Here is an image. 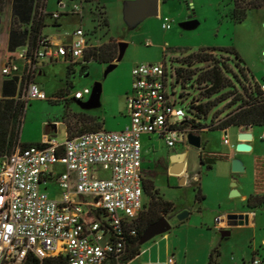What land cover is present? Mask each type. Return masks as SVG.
Masks as SVG:
<instances>
[{
  "label": "rangeland",
  "instance_id": "374dc122",
  "mask_svg": "<svg viewBox=\"0 0 264 264\" xmlns=\"http://www.w3.org/2000/svg\"><path fill=\"white\" fill-rule=\"evenodd\" d=\"M107 3L109 27L99 23L101 12L105 11L101 4L93 5L94 19L90 15L86 18L84 28L91 33V39H97L98 44H104L111 38L120 42L128 43L124 57L116 68L109 74H105L107 64L91 61L87 72H82V64L76 65V72L68 77V71L64 63L47 65L45 67L42 83L48 95L58 89L60 85L65 86L67 80L71 78L74 83L72 92L85 87L93 89L97 82L103 85L101 96V106L93 109H84L79 102L72 97L68 101L53 103L49 99H32L25 111L22 123V140L40 141L48 133L51 139L64 142L67 139V125H60L57 129L53 125L55 120L66 121L80 133L90 130L87 120L92 114L106 115L109 111V124L117 123L114 113H127V97L123 90L130 81L132 82V70L135 64L143 62H166L167 67L172 68L189 67L181 61L184 57L199 51L201 48H220L234 46L240 53L242 61L237 65L238 59L232 53L218 52L222 60L229 61V76L236 86L242 90L243 84L248 86L249 81H258L264 85V7L249 10L247 18L236 23L232 19L236 0H163L162 7L159 4L151 8L156 16L146 15L142 7L144 0H103ZM137 3V7L131 4ZM50 7L52 10L61 9L57 0H52ZM162 8V11H161ZM161 11V16H160ZM106 12V11H105ZM73 14V13H72ZM64 17L62 28L50 26L48 33H54L59 37L69 38L70 32L78 23L77 15ZM192 19L198 24L192 28H185L182 23ZM170 18L172 27L165 29L164 18ZM101 20V19H100ZM64 39V38H63ZM99 39V40H98ZM94 44V43H92ZM222 54V55H221ZM115 62V61H114ZM212 65L205 62L202 65L197 63L194 67L207 69ZM245 68V73L242 71ZM247 78L245 77L246 75ZM178 94L184 93L186 101L181 106L186 110L187 103L191 100L199 103L200 100H207L205 84L195 83V79L189 80L186 85L176 83ZM228 89V88H227ZM225 89V91L227 90ZM219 94L212 96L215 99ZM90 99L87 96L85 101ZM229 100L222 101L217 105L208 118L203 122L210 124L213 113L221 112L224 116L232 107ZM218 120V119H217ZM209 127L195 129L196 135L202 137L201 147H195L189 141L179 142L176 151H188L189 160L196 171H202L201 181L204 193L207 194L203 200L196 198L195 185L182 186L175 182L172 177L169 161L159 159L153 161L154 157H168L171 152L166 141L158 136H153L148 140V136L143 138L147 149H154L152 157L147 159L148 166L144 172L145 176L153 178L155 186L161 188L160 193L165 199L172 200L175 207L168 213L161 212L160 218L165 216L172 224V228L165 234L157 235L150 241L142 245V250L152 246L146 254H141L133 264H143L144 259L151 260V264H167L168 258L174 253L178 264H207L211 251L218 247L221 251V264H252L253 258L261 259L264 262V210H256L257 226H234L221 229L217 225L218 213L222 209L220 206L221 188L225 184L222 175L208 172L201 166V153H206L207 149L223 150L227 148L224 143L226 132L223 130H208ZM239 128L232 126L229 130V137L236 143V136ZM77 133V134H78ZM264 127L253 129L254 142L257 144L255 151H249L243 158L244 165L253 168L257 157L264 158ZM209 143L206 145V141ZM105 173V172H104ZM106 174V173H105ZM185 174V173H184ZM190 183L194 182L191 175H188ZM253 180V177H251ZM231 184V182H230ZM58 184L51 183L47 190L50 196H57ZM231 194V191L229 195ZM150 198L145 197L146 204ZM185 210L192 211V214L184 220L178 218L179 214ZM217 217V218H216ZM223 231H230L229 235ZM142 252V251H141ZM137 258V257H136ZM147 264V263H145Z\"/></svg>",
  "mask_w": 264,
  "mask_h": 264
},
{
  "label": "built area",
  "instance_id": "2783aa9c",
  "mask_svg": "<svg viewBox=\"0 0 264 264\" xmlns=\"http://www.w3.org/2000/svg\"><path fill=\"white\" fill-rule=\"evenodd\" d=\"M67 1L72 3L71 13L83 12L82 1ZM62 15L54 10L52 20ZM164 19L163 27L170 29L171 19ZM71 36V42L61 45L48 35L42 37L38 62L30 59L32 69L40 61L60 57L75 65L88 64L85 51L98 42H92L83 27ZM18 69L12 62L2 74ZM176 83L177 71H170L166 62L137 63L127 94L131 123L125 129L101 128L69 136L64 143L49 139L45 146L0 154V264H21L28 253L40 259L65 255L69 264H132L135 258L126 259L127 238L138 234L135 222L146 203L143 138L158 136L174 148L194 133L186 125L190 117L181 106L186 98L178 94ZM92 90L86 87L73 97L83 100ZM22 98L30 102L47 96L31 81ZM224 142L231 144L228 133ZM57 164L64 171L58 172L60 197L54 198L42 185L56 174ZM166 263L175 264L174 256ZM252 264L264 262L253 258Z\"/></svg>",
  "mask_w": 264,
  "mask_h": 264
},
{
  "label": "trees",
  "instance_id": "16d2710c",
  "mask_svg": "<svg viewBox=\"0 0 264 264\" xmlns=\"http://www.w3.org/2000/svg\"><path fill=\"white\" fill-rule=\"evenodd\" d=\"M11 0H0V17L5 10L7 4ZM49 0H37L32 24L29 28V48L27 57L32 59L34 63H37L36 52L42 48L41 39L45 36L44 28L48 25L47 20H52V11L48 10ZM264 7V0H236L235 8L232 13V19L236 23L243 22L248 12L254 8ZM104 9V8H103ZM105 10V9H104ZM101 19V20H100ZM99 23L109 27L110 22L105 11L101 12V18ZM53 21V20H52ZM58 21H53V25L57 26ZM18 30V23L15 22L14 31ZM90 34V32L88 31ZM218 52L232 53L238 59L237 65H241L242 57L236 47H220V48H201L199 51L194 52L183 59L182 62L189 65V67H179L177 71V82L186 85L189 80L195 79V83L199 85L205 84L206 86V98L207 100H200L199 103H195L192 100L187 103V115L190 120L186 123L195 132L197 129L209 127V130H226L232 126L236 127H255L264 126V90L262 85L254 80L249 81L246 86L239 79L243 85L240 90L232 78L229 76V61L222 60L221 56H218ZM119 55V42L114 38H111L108 42L98 45L90 46L85 51V59L88 62L96 61L99 63H112ZM222 55V54H221ZM205 62H211L212 65L207 69H200L194 67L195 64L201 65ZM73 64L68 67V75L73 74ZM89 69V65L82 66V72L85 73ZM245 73V68H242ZM230 71V72H229ZM30 73L24 77V87L31 81H34V75ZM246 75V74H245ZM248 75L245 77L247 78ZM228 88V89H227ZM225 89H227L225 91ZM66 90L62 89L60 93L65 95ZM219 94L215 99L212 96ZM23 92L19 98H3L0 99V154L5 152H14L17 148H25L28 146H45V143H24L21 141L22 123L25 116V111L29 102L22 98ZM185 97L184 93H182ZM74 98V97H73ZM186 98V97H185ZM229 105L232 109L226 112L224 116L221 112L215 111L213 113L212 121L210 124L204 123L203 119L208 118L212 110L219 105L222 101L229 100ZM66 101L69 99L65 98ZM218 119V120H217ZM87 122L96 123L97 129H90L86 131H94L101 129V122L95 116H88ZM69 136H72V127L68 124ZM82 132V133H83ZM81 134V133H80ZM209 156V157H208ZM229 157L227 154L222 153H202L201 161L208 163L209 167L218 160H227ZM255 192L250 195L247 200V206L250 210H256L264 207V158L257 157L255 161ZM145 194L150 198L149 203H145L144 210L140 217L135 222V226L138 230V234L135 236H129L127 238V255L126 259H134L141 254L142 245L140 244L141 237L148 226L160 219V213L170 212L175 203L171 200L165 199L160 193V189L155 186V182L152 179H145ZM196 198L203 200L205 195L202 192L200 185L196 187ZM221 251L218 247L214 248L210 255L207 264H221L220 262ZM14 264V263H6ZM21 264H69L68 257L65 255L50 256L44 259H40L33 253H28Z\"/></svg>",
  "mask_w": 264,
  "mask_h": 264
},
{
  "label": "crops",
  "instance_id": "0c3cea01",
  "mask_svg": "<svg viewBox=\"0 0 264 264\" xmlns=\"http://www.w3.org/2000/svg\"><path fill=\"white\" fill-rule=\"evenodd\" d=\"M51 1L52 0L48 1V10L54 11L50 7ZM60 1H62V3H60ZM79 1L83 2V12L81 14H72L71 13L72 3L70 1L57 0V4L61 8V9H59V11H61L63 13V15L60 18L57 26L53 25L52 20H47L48 25L44 28V34L48 35L54 44H60L61 45V44L71 42L72 32L76 28L83 27L85 20L88 16L91 15L94 19V13L92 10L93 6H91V4H90V6L88 5V8H87L86 7L87 2H92L93 5H96V4L103 5L104 9L107 13V16L109 15L108 9H107V7H108L107 3H105V1H103V0H79ZM162 1L163 0H161V4H162ZM36 2H37V0H11L7 4L3 13L1 14V17H0V99H3V98H19L21 93L24 91V77L28 76L30 73H32L31 75H34V77H33L34 81L41 85L42 89L44 90V92L47 96V99H49L53 103L57 104L60 101L65 100V98L67 99L69 96L70 97L74 96V93L76 92V91L72 92V89L74 88V83L72 82L71 78H69L67 80V84L65 86L60 85L58 87V89H56L52 93V95L49 96L47 91L45 90L44 83H42V81H41V79H43L45 67H48L47 65H52V64H57L59 62H62V63H64V65L66 66L67 71H68V67L72 63H70L65 58L60 57V58L54 59V60L40 61L38 66L35 68V70L32 69L31 61L27 57V52H28V48H29V28L32 24ZM161 4H160V6L162 7ZM161 11H162V8H161ZM161 11H160V16H161ZM71 14L77 15V17H74V18L77 19L78 23L76 24L75 28L70 32L69 38L63 37L64 38L63 39L54 33H48L47 32V29L50 26H53L55 28H62L64 17L69 16ZM108 19H109V16H108ZM15 22L18 23V30L17 31H14ZM109 22H110V20H109ZM96 40L97 39H92L91 41L96 42ZM115 40L117 42H120L118 39H115ZM99 45H101V44H99ZM12 62L15 63L16 65H18L19 69L17 71H14L12 74L3 75L2 74L3 68ZM103 64L108 65V63H103ZM72 70H73V73L76 72V65L75 64H73ZM68 77H70V76L68 75ZM131 88H132V82H131V78H130L129 84L124 89H122L123 90L122 92L124 95L126 94V97H127V94L131 91ZM62 89L66 90L64 92L65 93L64 96H62V94L60 93V91ZM79 90H82V89H79ZM79 90H77V91H79ZM86 99H87V96L82 101L85 102ZM126 112L127 113H119V115L117 113L112 114L114 119L117 120V123L112 124V125L109 124V111L106 112V115H104L103 117L101 115H97V114H92L89 116L97 117L102 124L101 128H106L109 130H123L131 123V117L129 116L128 111H126ZM54 122H55V124H53V125L56 127V129L60 125H67V137H69L68 122L60 121V120H55ZM88 126L92 129L98 128L96 123H93V122H89ZM255 127H264V126H255ZM255 127H248V128L237 127V128H239V131H238L237 136H236V143L232 142L230 139L231 144L230 145L226 144L227 148H225L223 150L207 149L206 153L212 152V153L227 154L229 157L227 160H218L212 165V167H209L208 163L201 161V166H200L201 169L206 167L208 169V172H210V171L213 173L218 172V174L222 175V177L225 180V184H222V188L220 189L222 194H221V200L219 201L220 202L219 204H220L222 209L219 211V213L217 215L218 223H219L217 226L221 229L234 227V226H230L229 222H228V215H230V214H248L249 215V217L247 219H244L243 225L239 224V225H235V226H254V227H256L257 226L256 210H259V209L264 210V207L256 209V210L248 209L247 200L250 197V195L255 192V182H256L255 165L253 166V168H249V167L245 166L244 162H243V158L246 157V155H247L246 153L249 151L239 152L236 149V145L239 142V135L242 132H251L253 135V129ZM230 128L223 130V131L228 133V130ZM82 132H80V133H82ZM77 133L75 132V129L72 128V136H76V135L80 134V133H78V134ZM228 135H229V133H228ZM49 136L50 135L48 133H45V136L40 141L24 142L22 140V138H21V141L24 143H38V142L43 143V142H46L49 139H51ZM152 137L153 136L148 137V140H151ZM261 137L264 138V133L261 135ZM254 138L255 137L253 135L252 140L248 141V143L252 145V150H250V151H255L257 148V144L254 142ZM64 142H59V143H64ZM208 143H209V140L206 141V145ZM177 149H178V145L175 146L174 148H170L171 152L169 153L167 158L166 157H161V158L154 157L153 161H158L159 159L169 161V158L171 160V157L173 155L178 154V153H185V160H186L185 174L179 175V176L175 175V174H171V173L170 174L172 177L176 178L175 182L178 183V181H179V184L182 186H186L187 184L192 186V185H195L194 183H198L197 186L200 185L202 188V184L199 182V181H201V178H202V175H201L202 171H196L194 169V167L192 166V164L189 160L188 151L178 152V151H176ZM154 152H155L154 149L151 151V149H147L145 147V160H144V165H143L144 170L148 167L146 165L147 159L151 158L152 157L151 155ZM200 157H201V155H200ZM234 159H238L243 163V165L245 166L244 172L238 173V172L233 171L232 161ZM147 163H149V161ZM173 164H174V162L171 161L170 162V168L173 166ZM170 168H169V170H170ZM54 170L56 171V174L53 177H51L47 182L43 183L42 189L47 191L50 189L51 183L58 184L57 196H55L54 198H59L60 197V186L58 183V174H59L58 172L64 171V166L61 164H57L55 166ZM145 172H146V170H145ZM188 175H191L194 182L190 183V179H189ZM183 176H184V181H183ZM251 177H253V180H251ZM146 179H152L153 180V178L149 177V175L146 176ZM234 180L238 183L236 188L240 192V195L235 196V197H231L229 195V193L234 188V187H232V182ZM181 181H182V183H181ZM230 182H231V184H230ZM158 189L161 190V188H158ZM202 192L206 198L207 194L204 193L203 188H202ZM51 197H53V196H51ZM191 214H192V211H190V215ZM263 242H264V239H263ZM151 249H152V246L142 250L141 254H143V253L146 254ZM140 255L137 258H135L133 260V262L136 261L138 258L140 259V257H141ZM171 256H174L175 264H178V261H176L175 254L173 253ZM133 262H132V264H133ZM145 263L151 264L154 262H152L151 260L148 261V259H144L143 264H145Z\"/></svg>",
  "mask_w": 264,
  "mask_h": 264
},
{
  "label": "water",
  "instance_id": "95a60500",
  "mask_svg": "<svg viewBox=\"0 0 264 264\" xmlns=\"http://www.w3.org/2000/svg\"><path fill=\"white\" fill-rule=\"evenodd\" d=\"M158 0H144L142 3L143 8L145 9V14L149 16H156L152 13L151 8L155 5H157ZM159 4H161V0H159ZM134 7H137V3L133 2L131 4ZM198 24L197 20L192 19V16H190V20L182 23V26L185 28H192ZM128 46V43L125 42H119V55L115 62H112L108 64V68L106 70V75L109 74L114 68L117 67L118 62L122 60L124 57V54L126 52V48ZM103 92V85L101 82H97L92 90V93L90 95V99L88 101H82V100H77L79 104L84 108V109H93L101 106V96ZM253 135L251 132H242L239 135V142L236 145V149L239 152H247L252 150V145L248 143V141L252 140ZM189 142L191 145L195 147H201L203 144L202 137L200 135H196L195 133H191L189 135ZM171 161L174 162L173 166L170 168V173L175 174V175H184L185 173V167H186V160H185V153H178L175 154L171 157ZM232 168L234 172H244L245 171V166L243 163L238 160L234 159L232 161ZM183 181H184V176H183ZM182 183V181H181ZM237 185L238 183L234 180L232 182V187L233 190L231 191L230 196L235 197L240 195V192L237 190ZM190 215L189 210H185L181 212L178 216L180 220H184L186 217ZM249 217L248 214H230L228 215V222L230 226H235V225H243L244 224V219H247ZM172 228V224L169 221L168 218L165 216H162L160 219H158L156 222L151 224L150 226L147 227V229L144 231L140 244L143 245L144 243L150 241L152 238H154L157 235L165 234ZM223 234L229 235L230 231H223Z\"/></svg>",
  "mask_w": 264,
  "mask_h": 264
}]
</instances>
